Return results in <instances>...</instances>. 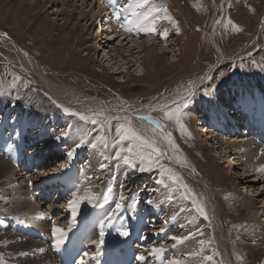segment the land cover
<instances>
[{"label": "rangeland", "instance_id": "374dc122", "mask_svg": "<svg viewBox=\"0 0 264 264\" xmlns=\"http://www.w3.org/2000/svg\"><path fill=\"white\" fill-rule=\"evenodd\" d=\"M103 1L105 2V0ZM103 1L97 0L98 4L96 5L95 0H0V33L19 43L28 55H32L39 61L43 74L57 85L79 88L92 97L114 100L127 106H138L164 96L187 94L188 97L186 96L175 107L155 112L160 109L157 108L147 115V118L167 140H165L167 145L170 149L172 148L179 160L198 173L202 181L189 177L176 167L161 145L150 139L131 121L71 107L65 100L58 99L43 86L39 76L32 72H26L18 62L12 60L7 48L0 45V107L6 106L1 105L2 103L7 105L11 103L9 106L13 105L15 108V110L13 108L14 112L11 113V116L14 114L15 118L17 114H27V117L34 121L27 128L31 133L33 123L40 126L42 122L39 121H44L50 141L46 146L57 140L60 134L62 138H67V141L71 137L77 136L79 143L73 146V152L83 149L93 152L95 157L100 159L101 165L106 166L97 172L94 171L87 188L98 191L92 192L95 200L93 201V198L91 201L94 204L99 203L106 196L107 187H110L112 197L110 200L107 198L105 205L102 203L101 206L92 209L94 214L91 211L86 217L85 221L88 227L84 230L87 231V228L90 227L94 235L92 236V232L85 237L86 233H82L78 239L79 242L77 239L74 241L75 246L77 243L81 245L83 240L87 242L90 240L89 244L97 242L99 235L96 232L95 239L94 229L98 228L102 213V216L104 215L110 221L111 227L102 236L100 247L86 250L85 257L87 254L94 256L101 248H107L109 243L116 245L118 250L113 253L119 254L112 259V264L123 262V257L126 258L129 255L135 258L138 264H170L174 262V259L178 260V256L174 257L173 252V256L166 253H169L170 250L175 251L174 248L178 252L184 245L198 242L204 247L201 255H188L177 262L180 264L189 262L196 264H264V179L257 183L247 182L256 180V175L245 178L246 174L251 175L253 172L248 170L249 172L246 173V167L236 165L235 156L232 155L231 159L226 157L228 153L223 152L224 147H221L223 145L220 143L222 157H226L222 159L218 152L205 141L207 137L205 133H203L204 136L200 135L201 129H210L211 122L209 121V125H207L208 123L201 121L198 116L202 113L200 111H203V108H206L205 111L218 112L219 106L223 105L218 99L223 91L243 88L244 90L259 89L252 90L254 95L256 93L260 96V93H263L261 87L264 86V0H130V2L122 0L128 4L132 3L134 6H140L139 9L144 14V20L150 24L154 22L159 29L155 28V31H152L153 35L149 38L143 37V34L132 37L124 31V22L121 18L117 23H111L113 24L111 27L115 29L116 26H119L116 32H109L114 34L117 39L114 40V38L108 42L109 33L101 32L102 28L105 31L110 25L107 19L103 20V23L98 20L92 22L93 13L98 12L97 6L100 4L104 9ZM132 4L129 8L133 7ZM229 20L232 21V24H228ZM233 24L239 29L238 31L233 28ZM162 26L163 30L159 33L158 30H161ZM161 34L164 39L160 37ZM214 35L215 40L224 51L223 53L230 56L224 63L217 64L220 56L213 45L215 43L212 40ZM127 36L130 37L128 39L138 38L137 40H141L140 42L146 43V45L149 40L158 42L159 45L157 43L156 48L153 46L154 44L147 45L152 46L150 48H152V54L154 53L150 59L147 58V50L145 52L133 51V61L130 62L126 56H123L119 45L120 39ZM128 42L130 41L128 40L124 44ZM105 48L112 51L113 55V60L106 64L102 61ZM213 66L216 68L214 77L204 82L208 70ZM141 71L143 72L140 76ZM228 101L226 99V102ZM174 104L176 103H172L168 107ZM259 104L261 105L262 102L257 101V105ZM210 106L212 107L211 111L209 110ZM223 106L227 111V106L225 104ZM193 107L198 110L196 114L191 112ZM255 107L259 108V106L248 107L247 105L246 109L241 112L242 118L245 119V112L248 111L252 118V124L256 128L260 126L264 130V109L257 111L254 109ZM3 108L0 109V112L5 113ZM165 112L178 113L179 122L175 116L172 119H167ZM3 113H0V117ZM99 113H103V111H99ZM81 116L88 117V119H81ZM4 119L5 117L0 118V124ZM13 120L14 118L11 119V121ZM221 121L224 124V129L220 126V122H217V140L225 142V139H229L234 143L240 141L237 128L242 126V122L240 124L238 120H234L232 124L229 121L226 127L227 123ZM203 123L204 126H201ZM120 125L126 127L130 125L141 136L148 139L152 143V147L142 144L138 140H122L117 134V128ZM26 127L27 124H25ZM233 129H237L235 133ZM252 129L253 127L249 129L251 130L249 140L254 138ZM256 130L254 132L257 136L259 130ZM3 131L4 137L11 133L10 128L3 129ZM166 137L170 138L171 143ZM27 138H24V143L21 146V150L25 147L21 155L22 160L26 156L28 157L27 154H30L28 153L30 149ZM260 140L263 144L264 138ZM63 144L64 141L59 147H64ZM257 148L264 150V146ZM76 155L74 153L73 157L76 158ZM125 157L131 163H125ZM74 159L69 160L74 161ZM44 161L47 162L44 167L48 166L46 171L51 170V166L48 164L50 160L46 158ZM132 164H135V167ZM141 168L145 170L141 171ZM21 170L23 171L22 167ZM34 171L33 169L32 172L34 173ZM66 171L67 174L68 171L70 174L72 172ZM23 173L27 174L25 171ZM51 174H46L43 177H52ZM129 175L131 177H128ZM14 177H16L14 179L16 184H9L5 181L0 184V264H57L58 260L54 257L52 248L49 251L43 249L48 246L51 237L53 239L57 237L48 232L45 236V232L36 227H33L35 231L40 230L35 233L38 235L37 237L34 233L32 236L26 235L29 234L32 226L25 223L23 219L36 217L34 219L46 220L49 223L46 227L56 225L63 228L64 232L71 231L68 241L64 240L60 244L62 247L58 246L63 248L72 239L73 234L75 236L78 232L77 229H73L76 215L71 214L73 211L68 209L72 197L69 198L71 200L67 198L70 197L71 191L64 197L65 200L60 206L49 205L48 207L43 203L44 201L37 202L36 195L38 194L33 189L31 193L35 195L29 196L25 212L16 213L10 209V202L5 197V194L10 190L19 189L18 186L22 179L20 180L19 175ZM83 179L87 178L83 177ZM121 180L129 182L122 184V187L129 186V191L125 187L121 192L114 191ZM143 183L148 185L147 190L146 187L142 188ZM49 186L51 187V185ZM145 190L146 193H144ZM85 191L82 189L79 195ZM140 195L146 197L140 206L143 207L142 213L151 208V210H155V214L160 210L164 211V214L167 207L170 208L173 205V208H170L172 211L169 213L173 218H165L163 224H147L153 214L148 215V220H145L146 216L140 217L142 213L139 208L140 211L131 217V225L129 223L127 225L125 222L127 214L124 213V209L127 210L130 207V205L127 207L128 198L136 196L135 203H133L136 209L137 204L141 202ZM208 195L212 197L214 212L208 201ZM242 196L249 197L252 201L250 211L240 204L239 200L244 199ZM112 198L116 201V203L114 202L116 207L111 202L114 201ZM152 203L156 208L152 209ZM116 204L121 207L117 208ZM33 205L37 209L34 210ZM178 206H181L182 209ZM197 206L203 208L204 214L197 211ZM67 212L70 213L68 214L70 222L66 219ZM114 215L116 218L121 216V219L115 222L112 219ZM252 215H256L255 220L251 218ZM163 216H166V213ZM121 222H125L124 225ZM140 223L145 229L143 235L132 238L131 232H137L136 226H140ZM79 226L82 228L84 225L82 223ZM180 226L181 228H190L193 233H190L189 236L188 232L184 230L187 235L183 234ZM129 227L130 229H128ZM125 229L129 231L128 235H120V231ZM174 229H179L176 235H168V232L170 231L172 234ZM84 230L81 232H85ZM173 237H179L181 242L177 243ZM140 238L143 239L140 240ZM189 238H192V241ZM104 239L106 242L103 243ZM54 246L57 247L56 244ZM83 246L81 245V247ZM141 246L144 248L142 251L144 262L138 259L140 256L138 250H142ZM167 246H169L168 250ZM155 248H163L164 251L156 254L153 251ZM125 250L129 255L124 252ZM74 252L75 254L78 252V246ZM113 253L106 251L100 256L102 258L111 254L108 257L110 258ZM209 257L211 259H208ZM55 260L57 261L55 262Z\"/></svg>", "mask_w": 264, "mask_h": 264}, {"label": "bare ground", "instance_id": "6f19581e", "mask_svg": "<svg viewBox=\"0 0 264 264\" xmlns=\"http://www.w3.org/2000/svg\"><path fill=\"white\" fill-rule=\"evenodd\" d=\"M96 1L97 0H95L94 3L97 5L98 2H96ZM99 1L102 2L103 0H99ZM107 2H108V4L106 2H104V5H105L104 9H102L103 6L101 7V5L99 4L97 6L98 12L97 13H93V16H92V22L98 20L100 23H103V20L107 19L108 23L110 24L105 29V31L103 30V28L101 29L102 33L103 32L104 33L105 32L106 33H109V32L114 33V32H116V29L119 26L118 27L116 26V29H115V28L111 27V25L117 23V21H119V19H121V18H123V22H124L123 23L124 24V31H126V33H128V35L129 36L131 35L132 37H134L133 35L143 34L144 35L143 37H148L149 38V37H151L153 35L152 31H150V29L158 28V27H156L157 24H155L154 22L152 24H150V23H148L147 21L144 20V16H143L144 14L139 9L140 6L139 7L138 6H134V4H132V3L128 4V3H126V2H124L122 0H107ZM131 4H132L133 7L129 8V7H131ZM95 10H96V7H95ZM111 23H113V24H111ZM162 30H163V26H162L161 30H158V31H160L159 33H161ZM112 33L108 34L109 38L107 39V42L111 41V40H113L115 38L114 34H112ZM215 35H216V30H215ZM215 35H214V39H212V40L215 41V43L213 45H215V47L217 49L216 51L219 53V56H220V60L217 62V64H219L220 62L224 63L228 59V57H230V56L229 55H225L223 53L224 51L221 49V47L219 46V44L215 40ZM160 37L162 39H164L163 38V34H161ZM128 38H130V37L127 36V37H124V38L120 39L121 41H120L119 45L121 46V50L120 51L122 52L123 56H126L130 60V62L133 61V58H132V53L134 54L133 51H136V52L143 51V52H145V50H147L148 52L146 53V55H147V58H149V59L152 57V55H154V53L152 54V52H153L151 50L152 48H150L152 46H147V45L154 44L153 46L156 48V45H157L158 42H155V41L152 42V41L149 40V41H147L148 44L146 45V43L140 42L141 40L140 41L137 40L138 38L137 39H134V38L128 39ZM116 39L117 38H115L114 40H116ZM128 40L130 42L124 44ZM135 41H139V42H135ZM172 41H174V40L172 39ZM0 43H1L0 44L1 46H5V48H7V50L9 51V53L11 55L10 57L12 58V60L18 62L26 72H30V73L32 72V73L36 74L37 76H39V80H40V82H42L43 86L45 88H47V90L50 91L53 95H55L58 99L65 100L66 103L69 106H71V107L79 108V109H82V110H85V111H89V112H92V113H96V114H102V115H105V116H108V117L123 118V119H127V120L131 121L137 128H139L140 131H142L150 139L156 141L158 144L161 145V147L164 149V151L168 155V158L171 160V162L176 167H178L182 172H184L189 177H191L193 179H196V180L201 179V181H202V178L198 175V173L194 172L193 169L190 166H188L186 163H184L181 160H179V158L173 152L172 148L170 149L169 145H167V142H166L167 140L158 132V129L155 127V125L147 118L148 117L147 115L151 114L157 108H160V109L156 110L155 112L160 111L161 109L162 110H166L168 108H171V107L177 105V103L182 102L186 98L187 94H184V95H181V96L180 95L179 96H176V95L164 96V97L156 98V99H154V100H152V101H150L148 103H145V104L143 103V104L138 105V106H127V105H123L122 103L114 101V100H104V99H100V98H97V97H92V96L87 95L85 92H83L79 88H72L69 85H57L53 80H51L48 77H46V75L43 74L44 72L41 71V69H40V65L41 64L39 63V61H37L32 55L31 56L28 55V53L21 48L19 43H17L16 41H13L7 35L0 33ZM158 45H159V43H158ZM107 50L108 49L105 48V52L103 51L104 55L102 57V61H104L105 64L108 63V62H111L113 60L112 59V56H113L112 55V51H110V50L107 51ZM114 51H116V50H114ZM131 66H133V65H131ZM215 66H213L210 70H208V72L206 74V77L204 79V82L205 81H209V79H212L214 77L215 69H216ZM142 72L143 71H141L140 76H141ZM260 86H261V84L259 85V88H260ZM252 90H259V89L244 90L242 88V89H238V90L229 89V90L223 91V92H221V95L219 96L218 99H219L220 102H222L223 105L225 104L227 107H228V104L230 102H232L231 106L228 107L229 111L228 110L226 111V109H225L226 107L223 106V105H222V107L219 106V111L218 112L205 111L206 108L205 109L203 108V111H200L202 113L199 114L198 116H199V119L201 121L207 122L208 123L207 125H209V121L213 124V125L210 126L211 130L210 129H206V128L205 129H201L200 135L204 136L203 133H205V136H207L205 141H207V143H209L213 147V149H215L218 152V155L222 157L223 153L221 152L222 150L220 151V145H219L221 143L223 145L221 147H224L223 148V152H225L226 154L228 153V155L226 157L231 159L232 155L235 156V158L237 160V162H235L236 165H242V166L246 167L245 168L246 169V173H248L249 171L253 172L251 175L246 174L245 178L255 177V175H256V178H255L256 180H248L247 182L257 183V182H261V180L264 179V170H262V169H264V153H263L264 150L262 151L261 149H259L260 147L257 148L258 146H262V147L264 146V142H263V144H261V140H260L261 138H264V130L260 126H258L256 128V126L252 124V118H251V115H250V113L248 111L245 112V119L242 118L241 112L246 109L247 105H248V107L249 106H259V108L258 107L254 108L257 111H260L261 109L262 110L264 109V86L261 87V90H262L263 93H260V96L258 94H256V93L254 95V92ZM229 97H233V98L230 99ZM226 99L229 100V101L226 102ZM257 101L262 102V104L261 105L260 104L257 105ZM172 103H176V104L168 107ZM238 103H240L241 105H239ZM1 105H3V106L6 105V106H4V108L0 107V109L3 108L2 110L6 114L3 113V112H0V113H3L2 117H0V118L5 117L4 121L0 124V184L3 181H5L6 183L9 182V184H16V181L14 180L16 178L14 176H16V175H19L21 177L20 180L22 179L21 184L18 186L19 189H16V188H15V190L12 189V190H10L9 192H7L5 194V197H7L6 199H8L9 202H10V206H11L10 209H13V211H15L16 213H18L19 211H24L25 212L24 209L27 208V205L29 203V198H30L29 196H34L35 195V194L31 193L33 188L35 186L39 187L42 184H44L45 186L51 185V187L49 186L50 188H53V187L58 188V187L61 186L62 187L61 190H62L63 193H61V195L59 197L60 199L65 197L66 195H68L70 191L72 192V190L74 188H77L78 191L77 192L74 191V193L76 194V196H79V197L85 196L86 193L89 192V191L91 193L92 192H98V191H95L93 189H88L87 188V184L90 183V179L92 178V176H93L92 174L94 173V171L97 172V171L100 170V168H101V162L99 161L100 159L98 160V158L95 157L94 153L90 152L88 150H84L83 149V150H80V151H77V152H73V146L76 145L77 143H79V141L77 140L78 139L77 136H73V137L70 138L69 141H67V138H65V137L62 138V136L60 134L58 136L59 139L54 140L50 144L51 148L47 147L46 144L49 143L50 141L48 140L47 125H46V123L44 121H39V122H42L40 126H36V124L33 123V126H32L33 130H32V133H31L27 128H28V125H30L34 121L32 119L28 118L27 114H22V115L17 114V117L14 118V120L12 121L13 122L12 123V128H10V126L7 124V122H8V118L11 117V113L14 112L13 111L14 106L12 105L13 106L12 107V106H9V105H7L5 103H2ZM14 110H15V108H14ZM209 110L210 111L212 110L211 106L209 107ZM250 110H251V108H250ZM99 111H103V113H99ZM196 111H198V110H196L194 107H193V109H191L192 114H196ZM223 113H225L227 115L224 116ZM258 115H256V116H258ZM142 116H144V117H142ZM221 120H223V121H225V123H227V124H225L226 127L228 126L229 121H231V123H232V121L238 120L240 124L242 122V126H239L240 128H237L238 130L237 129H233L234 133L237 130V134L239 135V138H241L240 141H237L236 143H234V142L230 141L229 139H225V142H222L223 140L222 141L217 140V135H216V124H217V122H220V126L224 129V124H223V122ZM21 121H23V122L21 123ZM39 122H36V123H39ZM25 124H27L26 128H25ZM201 126H204V123L201 124ZM1 127H3V129L10 128L11 129V133L4 137V135H3L4 131H3V129L1 130ZM251 127H253L252 130H253L254 138L249 140L248 139V138H250L249 137V135H250L249 132L251 131L249 129ZM256 129L259 130V133H258L257 136H256V134L254 132ZM35 130H38V131L36 132ZM224 132H225V130H224ZM29 133L33 134V136H31V138H27L28 146H29V149H30L29 150L30 152H28V153H30V155L28 157L26 156L22 160V158H21L22 156L21 155H22L23 151L25 150V147H23V149L21 150V146L24 143V138L26 136H29ZM36 139H39V141H41L42 145H38L39 143L34 142ZM230 139L233 140L232 138H230ZM62 141H64V144H63L64 147H59V145L61 144ZM50 149H52V151L57 150L58 153H61L63 155V157H59L58 155H55L53 158H51L50 162L48 163L49 166H51V170L46 171V168H48V166L47 167H44V165L37 166V164L34 163V160H35L36 157H39L43 153V151H50ZM39 151H42V153H37ZM69 151H72L73 155H74V153L77 154L76 158L74 159V161H70L69 160V157L67 155V153ZM82 156H85V157L82 158ZM226 157H222V159L223 158L225 159ZM45 163H47V162H45ZM62 163L63 164L65 163V165H64L65 167L63 166ZM32 165H33V167H32ZM34 165H36V166L34 167ZM21 167H22L23 171H25L27 173L26 175L21 170ZM105 167L106 166H104V168ZM60 168H62V169H60ZM33 169L35 170L34 173L32 172ZM30 170H31V174H30ZM66 170L72 171L71 174L69 173V171H68V174H67ZM28 173H29V175H28ZM51 173H53V174H51ZM74 173H75L74 177H77L78 180H76V178H75V180L70 181L69 180V174L72 175ZM39 174H42V175H39ZM46 174H48V175L51 174L52 177L50 176L48 178H44L43 176H45ZM77 174H80L81 176H76ZM37 175H39V176H37ZM83 177H86L87 179L84 180ZM128 177H131V176L129 175ZM34 179H37L39 181H37V180L35 181ZM17 181H19V180H17ZM76 181H78V182L76 183ZM123 181L124 180H121V183L119 185L116 184L117 186L116 185H115L116 187L114 186L115 187L114 191H118L119 190L121 192L123 187H125V186L122 187V184L124 185L125 183L126 184L129 183V182L127 183L126 181H124V182ZM201 181H199V182H201ZM67 182L70 183L71 185L68 186V187H65L64 184L67 183ZM17 183H19V182H17ZM134 187H135V185H134ZM143 187H146V190L148 189L147 188L148 185L146 186L144 183L142 184V188ZM109 188L110 187L106 188V196L103 197L99 203H97L98 201L97 202L95 201L97 204H94L92 201L89 202L87 200H81L80 201V203L76 206V212H75L76 218L79 220V225H81L82 223L84 225V223H86V221H85L86 217L90 214L91 211H93L92 209H94L96 206H101L102 203H104V205H105L106 204L105 202L107 201V198H109V200H110V197H112V195H111L112 191L109 190ZM125 188L128 191L130 190L129 186L125 187ZM82 189H84L86 191L83 194L79 195V192L81 193ZM146 190L144 191V193H146ZM154 191H156V190H154ZM74 193H72V195L70 194L71 197H72V200L74 199V195H73ZM115 195H117V194H115ZM114 197L116 198L117 196H114ZM140 197H141V202L139 204H137L136 209H135L134 204H133V203H135L134 198H136V196L128 198L127 207L129 205H130V207L127 210L124 209V213L127 214V218L125 219V222H127V225H128V223H129V225H131L130 220L132 219L131 218L132 215H134L138 211H140V209H139V208H141L140 206L142 205L143 201L146 200V197H144L143 195H140ZM147 198H148V196H147ZM242 198H244V199L239 200L240 204L250 211V208H252V201L250 200L249 197L242 196ZM68 200H71V199H68ZM94 200H95V198L93 199V201ZM133 200H134V202H133ZM208 201L210 202L211 208H212V210L214 212L215 209L213 208L212 197L209 196V195H208ZM42 202H43V200H42ZM111 202H113V206L116 207L115 204H114V202L116 203V201L114 200V201H111ZM166 203H168V202H166ZM30 206H32V205H30ZM44 206H46V205H44ZM148 206L150 207V205H148ZM33 207H34V210L37 209V208H35L34 205H33ZM33 207H32V210H33ZM178 207H180V209H182L181 206H178ZM142 208H141V213H142ZM153 208H156L154 204L152 205V209ZM170 208L172 209L173 205ZM170 208L167 207V209L165 211L166 216H163L165 214V213L163 214L164 211L162 212L160 210L161 212L159 211V213L155 214V212H154L155 210L153 211V210H151V208H148L147 212L142 213V215L140 214L141 215L140 217H144V216H148L150 214H153L151 216L152 217L151 220H149L147 222V224L148 223H160V224H163L162 222L164 220L173 218L169 214L172 211V210L170 211ZM68 209H71V208L69 207ZM28 211H26V212L28 213ZM71 211H72V209H71ZM29 212H32V211H29ZM71 214H74V213H71ZM93 214H94V211H93ZM174 216H175V214H174ZM69 217H70V215H68V218ZM34 218H36V217H34ZM34 218H27L26 217L25 219H23V220H25V223L31 224V226H32L31 231H29V234H26V235H29V236L31 235L32 236L33 233H38L40 230H43L45 232L44 233L45 236H46V232H48L49 234H53V229H52L53 226L52 227L51 226H47L46 227V225L49 224L48 222H46V220H44V219H34ZM251 218L253 220H255L256 219V215H252ZM20 220H22V219H20ZM93 220H94V218H93ZM139 220H140V218H139ZM95 222H97V221H95ZM139 222H141V221H139ZM124 223H122V224L124 225ZM93 225H95V224H93ZM26 226H28V225H26ZM54 226L56 228H59L56 225H54ZM33 227L34 228L36 227V228H38L40 230H36L35 231V229H33ZM175 227H176V224H175L174 228ZM125 228H127V227H125ZM133 228H135V227H133ZM180 228H181V226H180ZM217 228H218V226H217ZM59 229L62 230L63 228H59ZM128 229H130V227ZM136 229H137V232H135V233H132L130 231L131 234H132L131 235L132 238L141 237L143 235V231L145 230L142 223H140V226H136ZM140 229H141V231H140ZM178 230L174 229L172 234L169 231L168 235H171V236L172 235H176ZM180 230L183 231V234H186V232H188L189 236H190V233H193V231L190 228H185V227L183 228L182 227ZM184 230L186 232H184ZM25 231H26V229H25ZM70 232L71 231H68V232H64L63 231V235H64L63 241L64 240L68 241V235H69ZM91 232H93V230L90 229V227H89V228H87V231L81 232V234L79 233V235H78V232L76 233L75 236L73 234V237H75L74 241H76V239L78 240L79 237L82 236V233L83 234L86 233V235H85V237H86ZM127 232H129V231H127ZM146 233H147V231H146ZM44 234H42V235H44ZM161 234H162V232H161ZM178 234H181V233H178ZM160 236H158V237H160ZM143 237H145V236H143ZM186 237H188V236H186ZM25 238H27V237H25ZM95 239H96V237H95ZM142 239L140 238V240H142ZM189 239H191L190 241H192V238H189ZM190 241H188V242H190ZM89 242H90V240H89ZM55 244H56V239H53L51 237L50 241H48V244H47L48 246H45V248H43V249L45 251H49L51 248H53V246ZM34 246H35V244H34ZM60 246L62 247V245H60ZM184 246L182 248H180V250L178 252L174 248L175 251H171L170 250L169 253H166V254H171L172 255V252H173V254H175L174 257L178 256V260L174 259L173 263L171 262V260H169L172 264H180L177 261H181L182 257H186L188 255L198 256V255H201L203 253L202 251H203L204 247H203L202 244H200L198 242H193L192 245L188 244L187 246L186 245H184ZM24 248H26V247H24ZM141 248H142V246H141ZM168 248H169V246H167V250H168ZM143 250H144V248H142L141 251L138 250L140 252V254H139L140 256L143 255V252H142ZM124 252L127 255H129L128 251L125 250ZM78 256H79V254L76 255V257H78ZM105 256H107V255H105ZM92 258H93L92 256L87 254V259L88 260H92ZM102 258H104V257H102ZM117 259H118V257L116 258V260ZM123 259H124L123 262L117 263V264H124L126 262V260H129V257H126V258L123 257ZM144 261H145V259L141 260V262H144ZM55 262H56V260H55ZM155 264H158V263H155ZM188 264H196V263L189 262Z\"/></svg>", "mask_w": 264, "mask_h": 264}, {"label": "snow or ice", "instance_id": "6c2138e0", "mask_svg": "<svg viewBox=\"0 0 264 264\" xmlns=\"http://www.w3.org/2000/svg\"><path fill=\"white\" fill-rule=\"evenodd\" d=\"M228 24H232V21L229 20L228 21ZM233 28L235 30H239L238 28H236V26L233 24L232 25ZM150 31H155L154 28L150 29ZM65 111H68L67 109H65ZM176 117L177 118V122H179V117H178V113H174V112H165V117L167 119H172L173 117ZM81 119H88V117H85V116H81ZM93 123H95V121H93ZM181 127H183V125H181ZM117 134L120 135V138L122 140L124 139H127V140H138V141H141L142 144H146L148 145L149 147H152V143L144 138L143 136H141L135 129H133L130 125L129 126H124V125H120L118 128H117ZM167 139H169V142L171 143V140L169 137H166ZM57 139H59V137H57ZM77 147H79V145H77ZM155 150V149H153ZM68 157L71 158L72 155H73V152L72 151H69L67 153ZM141 159L143 160V157H141ZM125 163H131L130 160L125 157ZM133 167H135V164H132ZM104 165H101V168H103ZM141 171H144L145 169L144 168H141L140 169ZM264 170V169H262ZM186 187V186H185ZM74 199L72 201L69 202V207L72 209L73 213L75 214L76 212V206L80 203L81 200H87V201H91L94 196L93 194L89 191L86 193L85 196L83 197H79V196H76V194L74 193ZM123 199V198H122ZM121 205L117 204V208H120ZM197 211H199L201 214H204V210L203 208L197 206ZM101 229H103V225H101ZM53 234L57 237L56 238V245L59 246L62 242H63V239H64V235H63V230L59 229V228H56L55 226H53ZM100 235L103 236L104 235V232L103 230H101L100 232ZM120 235L122 236H127L128 235V232L126 230H122L120 231ZM173 239H175L177 241V243L181 242L180 238L178 237H173ZM153 251L156 253V254H160L164 251L163 248H155L153 249ZM139 260H144V257L143 256H140L138 257ZM208 259H211V257H209Z\"/></svg>", "mask_w": 264, "mask_h": 264}, {"label": "trees", "instance_id": "16d2710c", "mask_svg": "<svg viewBox=\"0 0 264 264\" xmlns=\"http://www.w3.org/2000/svg\"><path fill=\"white\" fill-rule=\"evenodd\" d=\"M222 49V48H221ZM176 106V105H175ZM175 106H173V107H175ZM173 107H171V108H173ZM171 108H168V109H171ZM168 109H166V110H168Z\"/></svg>", "mask_w": 264, "mask_h": 264}]
</instances>
